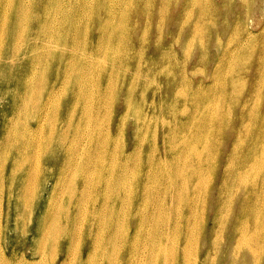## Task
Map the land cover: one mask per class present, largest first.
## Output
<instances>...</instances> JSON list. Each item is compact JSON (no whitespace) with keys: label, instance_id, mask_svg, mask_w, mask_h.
Masks as SVG:
<instances>
[{"label":"rangeland","instance_id":"1","mask_svg":"<svg viewBox=\"0 0 264 264\" xmlns=\"http://www.w3.org/2000/svg\"><path fill=\"white\" fill-rule=\"evenodd\" d=\"M243 258L264 0H0V264Z\"/></svg>","mask_w":264,"mask_h":264},{"label":"bare ground","instance_id":"2","mask_svg":"<svg viewBox=\"0 0 264 264\" xmlns=\"http://www.w3.org/2000/svg\"><path fill=\"white\" fill-rule=\"evenodd\" d=\"M216 130H218V128ZM242 243L243 246L248 249V253L252 255L251 257L257 256L258 250H260L263 245L261 236L257 234V231H254L250 235L243 236V238L240 240V243H238L237 245L238 251H240V244ZM249 243L253 246L252 250L249 248ZM244 261L245 258H243L242 260L236 259L235 263L240 264V262H244Z\"/></svg>","mask_w":264,"mask_h":264}]
</instances>
